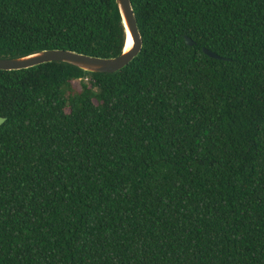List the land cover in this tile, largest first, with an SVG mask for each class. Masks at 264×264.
<instances>
[{
  "label": "trees",
  "instance_id": "obj_1",
  "mask_svg": "<svg viewBox=\"0 0 264 264\" xmlns=\"http://www.w3.org/2000/svg\"><path fill=\"white\" fill-rule=\"evenodd\" d=\"M130 3L122 70L0 71V264H264V0ZM124 45L115 0H0L1 59Z\"/></svg>",
  "mask_w": 264,
  "mask_h": 264
},
{
  "label": "water",
  "instance_id": "obj_2",
  "mask_svg": "<svg viewBox=\"0 0 264 264\" xmlns=\"http://www.w3.org/2000/svg\"><path fill=\"white\" fill-rule=\"evenodd\" d=\"M118 8L122 24L125 31V45L128 36L131 41L129 50L123 52L118 57L114 58H98L79 54L72 51L51 49L43 50L31 55L19 58L1 59L0 71H19L26 70L40 65L58 62L76 67L83 72L91 74H113L125 68L134 58L138 56L142 48V40L138 32V27L130 0H115ZM187 46H193L194 43L187 37H184ZM202 53L212 59L220 60L216 54L202 49ZM5 119L0 118V126Z\"/></svg>",
  "mask_w": 264,
  "mask_h": 264
},
{
  "label": "bare ground",
  "instance_id": "obj_3",
  "mask_svg": "<svg viewBox=\"0 0 264 264\" xmlns=\"http://www.w3.org/2000/svg\"><path fill=\"white\" fill-rule=\"evenodd\" d=\"M130 47H131V41H130V38L128 36L127 43H126V46H125V49L124 50L127 51V50L130 49Z\"/></svg>",
  "mask_w": 264,
  "mask_h": 264
},
{
  "label": "rangeland",
  "instance_id": "obj_4",
  "mask_svg": "<svg viewBox=\"0 0 264 264\" xmlns=\"http://www.w3.org/2000/svg\"><path fill=\"white\" fill-rule=\"evenodd\" d=\"M73 87H74L76 90L80 89V85H79L78 82H74V83H73Z\"/></svg>",
  "mask_w": 264,
  "mask_h": 264
}]
</instances>
